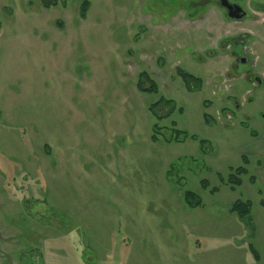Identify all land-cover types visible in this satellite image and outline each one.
Instances as JSON below:
<instances>
[{
    "label": "rangeland",
    "instance_id": "1",
    "mask_svg": "<svg viewBox=\"0 0 264 264\" xmlns=\"http://www.w3.org/2000/svg\"><path fill=\"white\" fill-rule=\"evenodd\" d=\"M83 1L0 0V264H264V0L242 22L218 0ZM161 95L182 112L158 120ZM174 122L212 146L166 143Z\"/></svg>",
    "mask_w": 264,
    "mask_h": 264
},
{
    "label": "trees",
    "instance_id": "2",
    "mask_svg": "<svg viewBox=\"0 0 264 264\" xmlns=\"http://www.w3.org/2000/svg\"><path fill=\"white\" fill-rule=\"evenodd\" d=\"M41 5L45 9H51L53 7H57L59 5V0H41ZM65 6V3H64ZM90 7V1L84 0L80 7V15L81 18H85ZM177 73L179 77L182 79L185 89L190 92H199L202 90L204 86V80L201 77H197L192 75L182 69H178ZM137 90L143 94H160V87L158 82L151 76V74L144 70L138 78L136 83ZM182 112V108L177 107V104L173 100H168L165 96L161 95V97L151 105L150 112L158 119L162 120L164 118H169L176 111ZM204 120L206 124H209V116L207 113L204 114ZM164 127H161L159 124L154 126V135L152 137L153 142H158L160 140V136H162ZM171 133L170 137L165 140L166 143H178V142H186L188 140L199 141L201 148L203 151H206L208 146H212V144L203 139H199L197 135L189 134L186 131H182L177 128V123H173L172 131H168ZM245 165L248 164L247 157H244ZM249 173L248 169L244 166L239 167L235 170V174L230 175L229 182L232 183V188L242 185V176L247 175ZM250 181L253 184H256V176H251ZM206 181H202L204 184ZM205 185V184H204ZM218 188H215L213 192H216ZM184 200L188 204L190 208H196L201 206L202 202L200 197L192 191L184 192ZM262 205L264 206V200L262 201ZM232 212L236 213L238 217L241 219H245L251 216L252 212V203L250 201L241 202L237 201L234 203L232 207ZM251 250L257 256V252L254 247L251 246Z\"/></svg>",
    "mask_w": 264,
    "mask_h": 264
},
{
    "label": "water",
    "instance_id": "3",
    "mask_svg": "<svg viewBox=\"0 0 264 264\" xmlns=\"http://www.w3.org/2000/svg\"><path fill=\"white\" fill-rule=\"evenodd\" d=\"M219 5L227 10V17L229 19L239 21L247 15L246 11L239 4H231L229 0H220Z\"/></svg>",
    "mask_w": 264,
    "mask_h": 264
},
{
    "label": "flooded vegetation",
    "instance_id": "4",
    "mask_svg": "<svg viewBox=\"0 0 264 264\" xmlns=\"http://www.w3.org/2000/svg\"><path fill=\"white\" fill-rule=\"evenodd\" d=\"M204 1V0H202ZM207 1H212V3H215L217 0H207ZM220 0H218L217 2H219ZM231 2V4H239L241 7H243V9L245 10V3H246V0H229ZM220 6V5H219ZM221 7V6H220ZM222 8V7H221ZM225 12V14H227V10L222 8ZM246 11V10H245ZM247 18V15L245 17H243V19L239 20V21H236V22H242L243 20H245ZM244 63H245V59L242 60ZM247 67V64L245 65V67L243 68H246ZM243 76H245V73L242 74ZM247 75V73H246Z\"/></svg>",
    "mask_w": 264,
    "mask_h": 264
},
{
    "label": "crops",
    "instance_id": "5",
    "mask_svg": "<svg viewBox=\"0 0 264 264\" xmlns=\"http://www.w3.org/2000/svg\"><path fill=\"white\" fill-rule=\"evenodd\" d=\"M258 144H259V147H261V148L258 151L259 153H256V155L259 154V155H261V157L264 158V137L259 139V141L257 142V145ZM262 170H264V164H262Z\"/></svg>",
    "mask_w": 264,
    "mask_h": 264
}]
</instances>
